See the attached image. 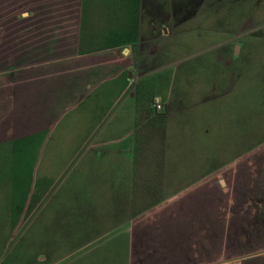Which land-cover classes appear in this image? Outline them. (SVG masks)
Returning a JSON list of instances; mask_svg holds the SVG:
<instances>
[{"label": "rangeland", "instance_id": "obj_1", "mask_svg": "<svg viewBox=\"0 0 264 264\" xmlns=\"http://www.w3.org/2000/svg\"><path fill=\"white\" fill-rule=\"evenodd\" d=\"M71 7L66 0H0V26L14 24L4 17L8 9L9 14H35L26 25L44 27ZM52 8L58 12L47 16ZM139 22L141 43L132 48L141 57L137 68L146 75L134 108L145 112L156 100L160 105L179 101L188 108L186 120L174 118L164 126L174 153L168 168L199 164L185 161L197 156L203 171L220 169L211 179L214 194L206 208L184 210L192 218L187 233L193 264L200 260L198 238L202 263L214 250H220L222 263L264 253V0H140ZM71 114H64L48 144H39V138L0 144V247L7 241L1 255L22 240L26 258L41 257L51 244L38 238L39 230L48 231L45 222L61 223L57 229L62 231L74 218L89 215L109 227L113 216L140 211L116 210L113 203L125 163L92 162L84 146L65 143L71 137ZM189 136L195 141L183 144L180 138ZM18 208L21 212L13 217ZM65 249L62 244L56 253ZM255 264L264 261L258 257Z\"/></svg>", "mask_w": 264, "mask_h": 264}, {"label": "crops", "instance_id": "obj_2", "mask_svg": "<svg viewBox=\"0 0 264 264\" xmlns=\"http://www.w3.org/2000/svg\"><path fill=\"white\" fill-rule=\"evenodd\" d=\"M66 1L73 7L61 10L57 16L62 19L44 27L26 25L36 17L29 12L9 14L8 9L4 16L19 25L0 26V144L33 138L48 144L70 110L71 137L65 143L84 146L89 161L125 163L124 182L114 191L119 196L113 203L116 210L140 211L113 216L117 218L109 227H102L99 218L89 215L74 218L65 231H58L61 223L45 222L48 231L39 230L38 238L44 236L52 243L39 262L48 255L46 264H193L187 233L192 218L184 210L206 208L214 194L211 179L220 169L203 171L199 168L203 161L197 156L185 161L197 159L199 164L168 168L174 153L167 147L170 136L164 126L174 118L186 120L188 108L179 101L161 104L162 111L152 107L144 112L133 106L140 80L146 75L137 68L141 57L132 48L141 43L140 0L135 41H130L134 38L133 0ZM49 10L47 16L58 12ZM163 30L168 34L167 27ZM128 102L129 109L124 110ZM164 112L159 125L156 114ZM180 140L185 145L195 141L192 136ZM135 144L140 146L137 154ZM235 159L238 157L231 158ZM258 204L255 207L262 209L264 204ZM198 240V264H255L258 257L264 261V253H260L222 263L220 250H214L210 260L202 263ZM62 244L66 249L58 255L56 250Z\"/></svg>", "mask_w": 264, "mask_h": 264}, {"label": "trees", "instance_id": "obj_3", "mask_svg": "<svg viewBox=\"0 0 264 264\" xmlns=\"http://www.w3.org/2000/svg\"><path fill=\"white\" fill-rule=\"evenodd\" d=\"M135 5H134V15H133V23H132V28H133V32H134V38L130 41H135L137 39L138 36V16H137V9H138V0H133ZM166 113H160V114H156V116H158V118L160 119L158 121L157 124L161 125L162 121L165 118ZM254 147V146H253ZM252 147V148H253ZM138 151L140 152V146L136 145L133 147V152L135 154L138 153ZM35 198H37L36 196H34ZM35 200H31V202L33 203ZM33 204L30 205V209H33ZM16 206V205H15ZM21 212V209H15L12 211V215L13 217H16L17 215H19V213ZM87 214V213H86ZM62 225V224H61ZM14 227V226H13ZM52 243V242H51ZM50 245V244H49ZM46 244V249H48V246ZM7 246V241H3L0 247V252L2 249H4ZM22 247H23V241L19 240L17 241L14 245L13 248L11 249L10 252H5L4 255L0 254V264H46L47 260L49 258V256L47 255L46 260L44 262H39V258L35 257L34 255L29 256L28 258H26L24 255V253L22 252ZM236 259V258H235Z\"/></svg>", "mask_w": 264, "mask_h": 264}, {"label": "built area", "instance_id": "obj_4", "mask_svg": "<svg viewBox=\"0 0 264 264\" xmlns=\"http://www.w3.org/2000/svg\"><path fill=\"white\" fill-rule=\"evenodd\" d=\"M152 107L156 110V111H162V106L160 105L159 101H155L152 104Z\"/></svg>", "mask_w": 264, "mask_h": 264}]
</instances>
